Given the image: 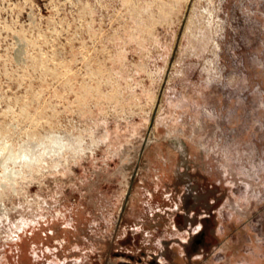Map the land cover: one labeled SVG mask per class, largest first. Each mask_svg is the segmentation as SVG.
<instances>
[{
  "label": "rangeland",
  "instance_id": "374dc122",
  "mask_svg": "<svg viewBox=\"0 0 264 264\" xmlns=\"http://www.w3.org/2000/svg\"><path fill=\"white\" fill-rule=\"evenodd\" d=\"M122 251L264 264V0H0V264Z\"/></svg>",
  "mask_w": 264,
  "mask_h": 264
},
{
  "label": "flooded vegetation",
  "instance_id": "af4514ba",
  "mask_svg": "<svg viewBox=\"0 0 264 264\" xmlns=\"http://www.w3.org/2000/svg\"><path fill=\"white\" fill-rule=\"evenodd\" d=\"M195 189H198L197 186L190 187V190L187 189V192L182 193V210L177 213L176 217L180 218L184 223L183 226L187 228V231H192L189 242H187V252L189 256L198 251L204 252V254L209 253L210 246L215 242L212 238V229L214 228V221L210 209V204L207 202L209 196L202 195L200 191L194 192ZM193 191V192H192ZM207 194V192H204ZM132 247V245H129ZM134 246H137L134 243ZM127 250V249H126ZM114 251V250H113ZM116 253H119L118 251ZM126 255L128 252H121ZM126 255L129 259H123L121 264H135L134 256ZM146 252L142 251L139 256L140 262L136 264H143L142 260L146 257ZM154 260L152 264H159L157 256L152 258Z\"/></svg>",
  "mask_w": 264,
  "mask_h": 264
},
{
  "label": "bare ground",
  "instance_id": "6f19581e",
  "mask_svg": "<svg viewBox=\"0 0 264 264\" xmlns=\"http://www.w3.org/2000/svg\"><path fill=\"white\" fill-rule=\"evenodd\" d=\"M52 144H57L58 146H60V149L62 148V141H60V139L59 140H57V141H52L51 142ZM66 146H71L72 147V142H69ZM27 149V148H26ZM37 151V145L36 146H34L33 148H32V150H30L29 151V153L27 154V155H29V157H31L32 159H33V157H34V153ZM25 154V153H24Z\"/></svg>",
  "mask_w": 264,
  "mask_h": 264
}]
</instances>
